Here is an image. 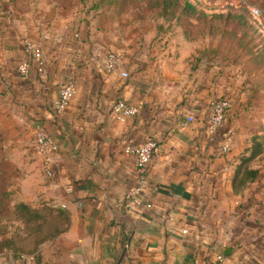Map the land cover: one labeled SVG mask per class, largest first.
Masks as SVG:
<instances>
[{"label":"crops","instance_id":"1","mask_svg":"<svg viewBox=\"0 0 264 264\" xmlns=\"http://www.w3.org/2000/svg\"><path fill=\"white\" fill-rule=\"evenodd\" d=\"M82 8L48 25L35 13L47 10L44 0H0V175L22 201L70 217L44 264H215L219 254L223 264H264V131L253 130L251 116L240 129L230 112L215 135L207 130L212 100H234L236 79L194 60L201 43L161 33L159 21L129 23L121 5L105 0ZM26 40L45 58V70L32 65L27 77L19 71ZM107 50L120 53L128 78L104 72ZM67 84L76 92L55 114ZM120 99L140 112L118 121ZM38 126L59 146L52 176ZM149 139L158 149L143 204L134 205L127 193L137 171L125 143Z\"/></svg>","mask_w":264,"mask_h":264},{"label":"rangeland","instance_id":"2","mask_svg":"<svg viewBox=\"0 0 264 264\" xmlns=\"http://www.w3.org/2000/svg\"><path fill=\"white\" fill-rule=\"evenodd\" d=\"M44 1L47 10L35 13L44 16L48 25L60 22L63 16L73 19L77 6H83L84 12L88 4V0ZM105 1L121 5L129 23L154 19L159 21L161 33L200 42L202 48L194 60L204 58L208 69L214 67L217 74L228 73L236 79L238 94L234 100L227 97L232 102L229 112L242 118L239 128L247 131L246 122L251 116L253 130L264 131V57L260 53L264 46V0H190L198 12L182 20H178L180 9L165 14L155 6L156 0ZM254 9L261 10V14L255 16ZM237 16L247 17L249 24L242 20L237 25ZM5 179L0 175V264H44V253L51 249L67 222L51 206L29 203L47 220L26 222L17 208L26 202L17 191L9 189Z\"/></svg>","mask_w":264,"mask_h":264},{"label":"built area","instance_id":"3","mask_svg":"<svg viewBox=\"0 0 264 264\" xmlns=\"http://www.w3.org/2000/svg\"><path fill=\"white\" fill-rule=\"evenodd\" d=\"M255 16L261 14V10L254 9ZM78 34H76L77 36ZM25 51L28 55V61L19 66V71L25 76L30 75L32 65L36 66L40 71L45 70L44 50L40 44L33 40H26ZM122 57L119 52L107 50L105 52V60L102 65L104 72L112 73L119 71L124 78L129 77V72L124 69ZM76 92L74 84L64 85L59 94V98L53 104L55 114H62ZM231 99L227 96L219 97L211 102L210 117L208 125V133L215 135L218 129L223 125L226 115L231 108ZM140 112V105L129 102L124 99L118 100L114 107L113 113L116 119L120 122H125L128 118L136 116ZM35 142L39 153L43 157V167L48 176H52L51 164L53 156L59 151V146L51 135L43 126H38L36 130ZM234 142V133L228 134L225 143L222 145V151L230 150ZM158 149V142L155 139H149L143 143L127 141L125 143V151L130 158L133 159L137 171V185L127 193V198L134 205H142L143 202L139 197L143 187L147 184V175L149 168L153 162L154 154ZM150 207L151 205H147ZM225 256L219 254L215 264H223Z\"/></svg>","mask_w":264,"mask_h":264},{"label":"trees","instance_id":"4","mask_svg":"<svg viewBox=\"0 0 264 264\" xmlns=\"http://www.w3.org/2000/svg\"><path fill=\"white\" fill-rule=\"evenodd\" d=\"M155 6L156 7H160L162 9V11H164L165 14H169V13H175L174 11H177L178 9H180L179 11V17L178 20H182V19H186L187 16H193L198 12V9L196 7V5H194L190 0H156L155 2ZM223 16V15H221ZM231 16V15H230ZM239 17L237 20V25L240 24L239 21H242L243 23H248L249 24V20L248 18L245 16H237ZM261 56L264 57V46L262 51L260 52ZM260 145V144H259ZM254 154L252 152L250 159L254 157ZM245 161V159L242 161V163ZM47 205V204H45ZM50 206V205H49ZM51 210L54 211L55 213H57L58 215H61L65 218L66 223V227L64 229H61V231L59 232L60 234H62L63 232H65L68 229L69 223H70V217L69 214L65 211L62 210L60 208H56L51 206ZM17 208H19L20 210V214L21 217L26 221V222H30V221H36V220H47V217L45 214L41 213L39 210L33 209L30 207L29 204L21 202L20 204L17 205Z\"/></svg>","mask_w":264,"mask_h":264}]
</instances>
